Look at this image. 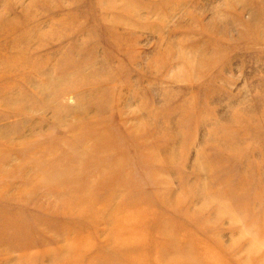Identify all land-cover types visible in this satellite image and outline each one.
<instances>
[{
	"label": "rangeland",
	"instance_id": "rangeland-1",
	"mask_svg": "<svg viewBox=\"0 0 264 264\" xmlns=\"http://www.w3.org/2000/svg\"><path fill=\"white\" fill-rule=\"evenodd\" d=\"M0 264H264V0H0Z\"/></svg>",
	"mask_w": 264,
	"mask_h": 264
}]
</instances>
